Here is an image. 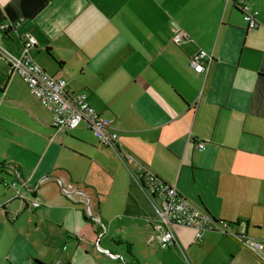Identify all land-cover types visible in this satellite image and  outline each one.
<instances>
[{"label": "crops", "instance_id": "obj_1", "mask_svg": "<svg viewBox=\"0 0 264 264\" xmlns=\"http://www.w3.org/2000/svg\"><path fill=\"white\" fill-rule=\"evenodd\" d=\"M247 2L254 29L236 0H0V24L12 26L2 34L5 49L21 56L24 35L34 37L36 62L66 79L69 92H86L120 137L115 150L85 123L55 128L52 112L0 55L7 261L264 264V0ZM174 27L184 34L178 43ZM201 50L204 71L191 66ZM139 165L229 222V233L199 239L175 225L179 244L163 247ZM18 173L24 199L11 185Z\"/></svg>", "mask_w": 264, "mask_h": 264}, {"label": "built area", "instance_id": "obj_2", "mask_svg": "<svg viewBox=\"0 0 264 264\" xmlns=\"http://www.w3.org/2000/svg\"><path fill=\"white\" fill-rule=\"evenodd\" d=\"M243 17L248 27L254 29L258 26L257 13L251 9L247 0H237ZM6 24H0V55L9 64L12 71L17 72L28 84L31 92L41 103L46 106L53 115V126L58 129L73 130L85 123L96 135L99 142L115 150L119 147V134L113 129L112 121L103 117L88 101L86 92H69L68 82L64 78H57L42 68L35 60L32 50L36 46V39L30 34L23 37V53L21 56H14L5 49L2 44V34L8 28ZM173 40L180 42L183 33L179 28H173ZM209 60L206 51L201 50L191 58V66L198 70H206L205 62ZM198 150H203L205 144L195 142ZM143 185L153 197L156 208V218L153 223L154 236L163 247L169 248L178 245V237L174 226L182 225L192 227L196 231V237L202 239L206 231H219L228 234L229 223L215 220L207 211L194 204L177 190L176 185L163 182L156 174L139 165ZM19 173L12 182L16 188V196L24 199V194L19 189L21 185ZM68 196L72 197L69 189L63 188ZM32 203L35 207L42 205L39 198H34ZM89 216H92L88 211ZM98 221L103 225L101 220ZM104 226V225H103ZM102 235V234H101ZM237 236L236 234H233ZM241 238L240 236H237ZM253 246L261 249L253 241Z\"/></svg>", "mask_w": 264, "mask_h": 264}, {"label": "rangeland", "instance_id": "obj_3", "mask_svg": "<svg viewBox=\"0 0 264 264\" xmlns=\"http://www.w3.org/2000/svg\"><path fill=\"white\" fill-rule=\"evenodd\" d=\"M7 224H8V229L6 230H2L0 229V231L3 233L4 232V236L1 237L0 239L3 241L2 245H0V249H2L0 252V264H11V260L7 261V258L5 257V251H9L11 250L12 247V232H11V227L10 224L8 223V221L6 220Z\"/></svg>", "mask_w": 264, "mask_h": 264}, {"label": "trees", "instance_id": "obj_4", "mask_svg": "<svg viewBox=\"0 0 264 264\" xmlns=\"http://www.w3.org/2000/svg\"><path fill=\"white\" fill-rule=\"evenodd\" d=\"M236 6H237V8L240 10L239 5H238V1H237V0H236ZM8 30H10V28H8V29L6 30V32L3 33V35H4L5 33H7ZM214 219H215V218H214ZM215 220H216V219H215ZM228 223H229V222H228ZM230 224H231V223H230ZM33 264H46V263L43 262L42 260L38 259V258H35L34 261H33Z\"/></svg>", "mask_w": 264, "mask_h": 264}]
</instances>
